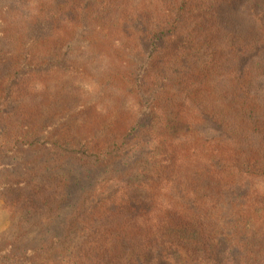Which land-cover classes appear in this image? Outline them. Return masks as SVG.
Segmentation results:
<instances>
[{"label":"trees","instance_id":"1","mask_svg":"<svg viewBox=\"0 0 264 264\" xmlns=\"http://www.w3.org/2000/svg\"><path fill=\"white\" fill-rule=\"evenodd\" d=\"M27 1L35 14L20 6L18 26L0 35V158L43 148L109 170L62 222L59 167L40 185L1 181L16 251L31 264H264V0H150L126 22L117 12L135 0L107 3L98 17L131 34L118 39L96 19L82 43L94 0ZM227 7L241 13L230 32ZM12 51L20 57L2 76ZM70 81L99 105L73 126L72 113L50 120L67 109Z\"/></svg>","mask_w":264,"mask_h":264},{"label":"rangeland","instance_id":"2","mask_svg":"<svg viewBox=\"0 0 264 264\" xmlns=\"http://www.w3.org/2000/svg\"><path fill=\"white\" fill-rule=\"evenodd\" d=\"M118 1L121 0H94L93 5L98 8V12L96 15H93L90 20H86L85 24L78 30V35L80 36L78 43L88 40V35H90L89 32L93 30L96 24V19V22L100 20V22L107 23L108 26H111L112 28L109 30H112L117 34L116 38L126 40L129 37L131 32L128 30L127 24H121L120 22L117 23L116 17L114 15L102 12L98 17L101 5L107 3L115 4V2ZM157 1L158 0H154L155 3H157ZM28 4L30 3L27 0H0V35H2L5 28H16L18 26L16 23L20 20L19 18H15L17 17L18 11L21 10L22 6L23 14L28 16L35 14L34 10H30L26 7ZM130 4L132 5L130 13L121 14L117 12V18H121L123 22L141 15L140 8L150 6V0H135ZM9 11L10 13H8ZM240 14V12L238 13L236 10L233 12L231 8L227 7L225 15V20H227L226 24L229 25L228 27L226 26L227 32H230V26L234 25L235 21H239L241 19L239 16ZM119 28H122V30H125V32L118 34ZM20 54L21 53L18 51H12L10 55L2 58V76L8 75L11 66L19 59ZM120 55L121 57L126 56L125 53H120ZM148 74H152V72H149ZM143 75H145V73ZM65 88L68 97L67 109L65 111L61 110L60 114L53 115L50 120L57 121L60 118H66L65 115H70L72 113L74 118L70 120L69 125L73 126L75 122L77 123L79 121L93 119L94 112L98 110L99 105H95L92 101L93 93L91 92L90 88L84 84L72 81L67 82L65 84ZM135 90L136 87L132 89V91ZM44 101L45 99L40 106L41 111L49 107V104L45 103ZM4 110L13 114L10 108H8V110L7 108H4ZM6 121L7 119L5 118V113L0 112V145L3 144L2 142L5 135L3 128L7 123ZM1 162L7 164L8 166H12L10 169H16V171L14 174L6 172L0 173V182L4 181L5 179L11 182L31 180L32 183L40 185L45 183V176L50 172L51 168L59 167L60 172L65 174L69 179L68 188L65 190H60V193L68 194L70 199V207L66 209L64 215H62L60 219L61 222L72 210L78 197L86 190L92 188L98 180L108 173L109 170V167L94 166L76 158H59L50 156L47 150L43 148H37L29 151L27 148L23 150L21 149L17 153H10L8 156L0 158V163ZM119 163H121V166L119 167L124 169L126 168L124 165L130 166L132 164V158H121L118 160V164ZM13 217L14 215L12 214L10 205L2 200L0 196V264H31L30 261L32 256L31 254H28V251L24 250L23 252L18 253L14 244L12 242H8L10 236H15L16 234V231L13 230V221L15 220ZM32 235L37 238L39 233L35 232ZM26 243L28 242L26 241ZM8 246L11 248V250L6 253L4 249ZM20 247L24 248L22 247V244L18 246V248ZM16 255L19 257L16 258ZM61 259L62 258L60 257V259L53 260L60 261ZM47 264L54 263L47 262Z\"/></svg>","mask_w":264,"mask_h":264}]
</instances>
